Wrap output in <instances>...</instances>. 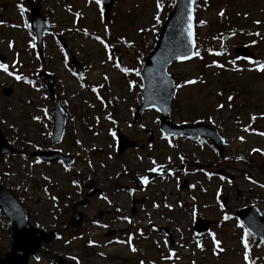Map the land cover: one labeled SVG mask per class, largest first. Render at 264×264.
Segmentation results:
<instances>
[{"label":"rangeland","instance_id":"obj_1","mask_svg":"<svg viewBox=\"0 0 264 264\" xmlns=\"http://www.w3.org/2000/svg\"><path fill=\"white\" fill-rule=\"evenodd\" d=\"M34 3L50 22L43 61L29 21ZM156 3L114 0L106 18L104 5L95 0H0V64L13 73L0 69V128L22 151L0 157V183L20 196L34 225L55 231L28 264H58L52 256L74 264L264 261V246L256 237L249 238V261L244 260V227L235 216L250 204L264 214V0H196L199 55L169 67L176 81L170 120L216 127L226 140L222 156L207 139L164 135L156 109L134 120L142 94L140 70L173 0H159L162 9ZM56 34L82 69L71 67ZM239 46L248 47L257 60L238 56ZM41 71L53 79L67 115L58 143L51 140L52 101ZM118 133L138 147L119 154ZM36 150L74 155V163L41 161L32 155ZM221 167L234 178L217 175ZM154 173L161 176L152 178ZM89 181L103 192L83 204ZM185 182L188 187L181 188ZM80 214L86 221L73 225ZM197 218L213 221L209 231L195 233ZM111 230L115 234L107 235ZM12 234L0 212V257L11 249Z\"/></svg>","mask_w":264,"mask_h":264},{"label":"water","instance_id":"obj_2","mask_svg":"<svg viewBox=\"0 0 264 264\" xmlns=\"http://www.w3.org/2000/svg\"><path fill=\"white\" fill-rule=\"evenodd\" d=\"M106 5V12L109 14L113 5V0H103ZM192 7V41L189 42L187 11L188 5ZM32 23L38 38V45L42 53V39L45 31L49 28L48 21L42 16L36 5L31 7ZM65 45V44H64ZM68 56L76 63L67 46L65 45ZM195 52V32H194V0H175V5L169 18L166 20L159 40L143 64L141 76L143 79V100L135 113V119L147 108L155 107L160 113L161 130L165 133H171L176 136L185 134L192 136H208L223 153L224 139L218 130L206 123H192L175 125L168 118L172 107V97L175 90V81L168 72V66L177 59L178 56H192ZM237 52L242 56H251L253 54L246 48L240 47ZM42 79L48 84L54 103V128L53 141L58 142L65 131L66 115L58 101L50 77L42 72ZM118 151L122 153L129 146H137L135 141H130L123 134L118 135ZM8 153H18L6 140V137L0 129V156ZM36 156L46 161L61 159L67 163L73 161L72 156L63 155L59 152H35ZM93 187L94 183L90 182ZM101 189H94L90 195L101 193ZM0 208L9 218L13 227V244L10 251L5 253V257L0 259V264H27L29 257L41 248L43 241H50L54 232L45 233L41 228L31 224L28 220V214L21 203L19 197L9 188L0 185ZM244 224L254 234L264 240V217L258 208L254 205L243 208L237 212ZM85 221L84 216L75 221V225H82ZM210 222L205 219H198L195 224L196 231L206 230ZM60 264H67L63 259H58Z\"/></svg>","mask_w":264,"mask_h":264},{"label":"snow or ice","instance_id":"obj_3","mask_svg":"<svg viewBox=\"0 0 264 264\" xmlns=\"http://www.w3.org/2000/svg\"><path fill=\"white\" fill-rule=\"evenodd\" d=\"M95 2H96L97 5H99L101 3V0H95ZM162 7H163V5L159 3V0H157L156 8L157 9H162ZM187 18H188V26H187L186 31L188 33L189 42L194 44V42L192 41L193 33H192V7H191V4L188 5ZM154 19L156 20L157 23L160 22V20H159V12L156 13V15L154 16ZM200 23L203 24L204 21H201ZM257 23H259V22L257 21ZM106 31H107V29H106ZM141 31H144V29H141ZM96 39L100 40V37H96ZM100 42L102 44H104L105 48H108L109 47V45L106 44L103 40H100ZM9 46L11 47V44ZM193 55L198 56L199 55V52L198 51L197 52H194ZM189 58L190 57L187 56V55H182V56H178L177 57L178 60H186V59H189ZM260 67L261 68H264V64H261ZM0 69H3L9 75H12L13 74V73H11V72L8 71V66L5 65V64H0ZM121 71H123L125 73H128V72L133 71V69L122 68ZM15 78L17 80H21L22 79V77L19 76V75H16ZM105 79H107V77H105ZM195 82L196 81H194V80L186 81V83H189V84L195 83ZM177 87H180V85H177ZM93 91H95V89H93ZM232 99H233V97H231V96L228 97V100L229 101H231ZM218 107H223V105H218ZM255 118L256 117H254V116L252 117L253 120H255ZM34 119H39V117H34ZM247 130L248 129L246 128L245 131H247ZM260 134L261 135H264V133H260ZM240 139H243V137H240ZM253 151H259V150L258 149H253ZM181 159H183V158L181 157ZM153 164H155V161H153ZM149 170L155 172L157 169L156 168H151ZM142 180H143V182L147 183V178L146 177L142 178ZM227 218L228 217L225 216V219H227ZM125 219H127V218L125 217ZM241 227L243 228V225H241ZM249 236H250V233H249L248 229L247 228H244L243 235H242V238L241 239H242V243H243V247H244V260L246 262L249 261V254H248V249H249ZM213 242L217 246L218 251H220V252L224 251V249L222 247H220L221 241L214 239ZM89 243H92V242L89 241ZM261 243H264V240H262ZM131 250L132 251H136V249L134 247ZM167 258L170 259L171 257H167ZM141 264H143V262H141Z\"/></svg>","mask_w":264,"mask_h":264},{"label":"bare ground","instance_id":"obj_4","mask_svg":"<svg viewBox=\"0 0 264 264\" xmlns=\"http://www.w3.org/2000/svg\"><path fill=\"white\" fill-rule=\"evenodd\" d=\"M116 36H117V37H120V36H122V35H116ZM99 65H101V64L98 63V64L93 65V66H92V70H95V68H96L97 66H99ZM112 74H113V73H108L109 76H111ZM93 75H94V77H97V76H98L97 73H94ZM157 176H161V175L154 173V174L152 175V178H153V177H157Z\"/></svg>","mask_w":264,"mask_h":264}]
</instances>
